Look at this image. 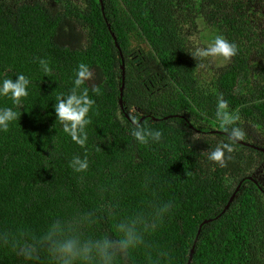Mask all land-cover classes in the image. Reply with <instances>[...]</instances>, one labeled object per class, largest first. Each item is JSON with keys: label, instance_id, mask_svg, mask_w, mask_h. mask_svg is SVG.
<instances>
[{"label": "trees", "instance_id": "trees-1", "mask_svg": "<svg viewBox=\"0 0 264 264\" xmlns=\"http://www.w3.org/2000/svg\"><path fill=\"white\" fill-rule=\"evenodd\" d=\"M262 19L0 0V264H264Z\"/></svg>", "mask_w": 264, "mask_h": 264}, {"label": "rangeland", "instance_id": "rangeland-1", "mask_svg": "<svg viewBox=\"0 0 264 264\" xmlns=\"http://www.w3.org/2000/svg\"><path fill=\"white\" fill-rule=\"evenodd\" d=\"M78 2H82L83 0H76ZM261 24H263L264 26V19L261 20ZM201 37H196L197 40H200L201 42L207 44L209 47H215V42L216 40H212L211 37H212V33L210 30H207L206 28L204 29L203 26H201V31H200V34ZM200 49H203L202 47H200ZM218 61H216L215 63L221 65V66H225L226 63L229 61L228 60V57L226 56H219L217 58Z\"/></svg>", "mask_w": 264, "mask_h": 264}, {"label": "water", "instance_id": "water-1", "mask_svg": "<svg viewBox=\"0 0 264 264\" xmlns=\"http://www.w3.org/2000/svg\"><path fill=\"white\" fill-rule=\"evenodd\" d=\"M123 79H124V78H123ZM123 89H124V86L122 85V87H121V92H123ZM121 95H123V93H121ZM120 104H121V106L123 105V99H122V98L120 99ZM253 146H254V145H253ZM256 148H258V149L264 151V148H263V147H256ZM255 181H256V180H255ZM256 182H257V181H256ZM238 191H239V187H238V189L234 192V194L232 195V197H231V199H230V202L236 197V194H237ZM230 202L226 205L225 208H228ZM208 221H210V220H208ZM204 222H207V220L204 221ZM200 230H201V228H200L199 231H198L197 238H198V236H199ZM193 252H194V249H193L192 252H191V255H190V259H189L188 264H190V262H191V259H192V256H193Z\"/></svg>", "mask_w": 264, "mask_h": 264}, {"label": "clouds", "instance_id": "clouds-1", "mask_svg": "<svg viewBox=\"0 0 264 264\" xmlns=\"http://www.w3.org/2000/svg\"><path fill=\"white\" fill-rule=\"evenodd\" d=\"M252 177H254V176H252ZM256 181L258 182L259 180H256ZM256 181H255V182H256Z\"/></svg>", "mask_w": 264, "mask_h": 264}]
</instances>
